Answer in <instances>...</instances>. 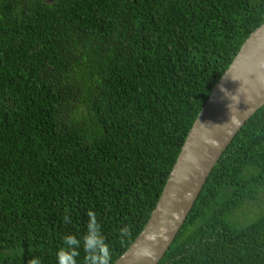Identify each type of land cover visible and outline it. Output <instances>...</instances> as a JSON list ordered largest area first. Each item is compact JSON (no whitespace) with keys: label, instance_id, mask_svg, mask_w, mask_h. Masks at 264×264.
<instances>
[{"label":"trees","instance_id":"1","mask_svg":"<svg viewBox=\"0 0 264 264\" xmlns=\"http://www.w3.org/2000/svg\"><path fill=\"white\" fill-rule=\"evenodd\" d=\"M262 22L264 0H0V264H57L90 209L113 263ZM123 224L132 233L122 243ZM158 264H264V105Z\"/></svg>","mask_w":264,"mask_h":264},{"label":"water","instance_id":"2","mask_svg":"<svg viewBox=\"0 0 264 264\" xmlns=\"http://www.w3.org/2000/svg\"><path fill=\"white\" fill-rule=\"evenodd\" d=\"M262 105L264 22L249 34L214 84L187 133L147 222L112 264H158L223 151Z\"/></svg>","mask_w":264,"mask_h":264},{"label":"clouds","instance_id":"3","mask_svg":"<svg viewBox=\"0 0 264 264\" xmlns=\"http://www.w3.org/2000/svg\"><path fill=\"white\" fill-rule=\"evenodd\" d=\"M87 217L86 232L81 238L74 235L63 237L62 245L55 254L57 264H78L81 253H83V264H112V248L102 232L97 214L90 209ZM63 221L65 224H71V216L65 214ZM131 233L130 224H123L116 230L117 237L122 243L130 237ZM28 264H41V261L33 257Z\"/></svg>","mask_w":264,"mask_h":264},{"label":"rangeland","instance_id":"4","mask_svg":"<svg viewBox=\"0 0 264 264\" xmlns=\"http://www.w3.org/2000/svg\"><path fill=\"white\" fill-rule=\"evenodd\" d=\"M256 217V216H255ZM251 218H252V216H251Z\"/></svg>","mask_w":264,"mask_h":264}]
</instances>
